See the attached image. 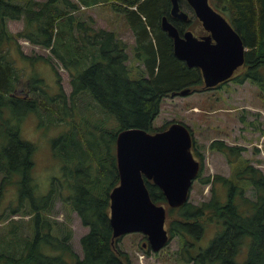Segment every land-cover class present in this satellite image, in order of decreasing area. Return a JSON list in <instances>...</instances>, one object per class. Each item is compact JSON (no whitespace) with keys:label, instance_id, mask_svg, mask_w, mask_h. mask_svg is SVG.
Returning <instances> with one entry per match:
<instances>
[{"label":"trees","instance_id":"trees-1","mask_svg":"<svg viewBox=\"0 0 264 264\" xmlns=\"http://www.w3.org/2000/svg\"><path fill=\"white\" fill-rule=\"evenodd\" d=\"M210 1L247 48L244 65L231 79L240 84L250 81L264 93V0ZM106 3L129 20L137 65H131L124 39L114 30L98 27L93 15L82 13L83 6ZM171 4V0H0V203L10 190L9 199L15 197L0 209V264H132L118 245L121 237L114 241L110 224V193L119 184L118 133L132 127L150 130L167 95L204 84L200 68L189 67L175 56L173 40L162 29L163 15L174 20ZM10 20H23L22 30L11 31ZM22 38L49 49L50 55L25 53ZM55 61L70 76V95ZM41 64L54 72L55 92ZM80 98L91 99L82 120L72 115ZM92 100L100 114L93 111ZM29 114L37 117L39 126L68 124L51 143L62 175L53 177L46 194L38 193L34 175L38 146L22 134ZM193 142V153L201 160L197 179L221 184L227 195L221 201L213 191L207 202L196 205L189 200L168 208L166 228L181 245L178 261L264 264L263 170L241 158L243 147L214 139L210 148L227 157L232 174L202 176L204 153L197 139ZM146 184L156 203L168 204L157 185L147 179ZM59 198L89 228L80 240L83 258L70 244V220L51 218ZM14 215L30 217L15 219ZM213 223L217 229L204 247L203 238ZM246 253L245 259L240 258Z\"/></svg>","mask_w":264,"mask_h":264},{"label":"rangeland","instance_id":"rangeland-1","mask_svg":"<svg viewBox=\"0 0 264 264\" xmlns=\"http://www.w3.org/2000/svg\"><path fill=\"white\" fill-rule=\"evenodd\" d=\"M184 1V10L191 15L193 28L195 29L194 32L206 33L194 9L187 0ZM210 3L216 10L222 13L220 8L216 7L215 2L210 1ZM81 10L82 13L93 15L98 27L114 30L124 39L128 43L131 65H137L133 56V48L136 43L135 35L125 14L116 12L108 3L92 7L83 6ZM23 26V20L9 21V28L15 33L22 30ZM188 29L193 30L189 25ZM20 42L25 53L29 55L36 53L50 55L49 49L34 45L26 39L22 38ZM55 62L62 76L64 89L70 95L72 92L70 76L57 61ZM129 63L130 59L128 60ZM37 67L39 69V65ZM40 69L44 71L42 73L45 75V80L49 84L50 90L55 92L58 89V83L54 72L48 65H42ZM231 78L213 88L204 89V84L196 86L194 87V93L189 95H167L161 103L159 115L153 121L152 128L149 130L151 133L161 131L163 128H167L177 121L188 125L193 132V138L197 139L198 145H200L204 153L202 176L221 174L230 177L232 174V168L227 157L223 153L210 148V143L214 139H221L229 145L243 147L244 150L242 151L241 158L249 160L264 172L262 167L264 164V154L257 147L258 144L262 143L264 149V93L258 85L250 81L240 84ZM87 95L91 98L89 94ZM90 102L91 99L80 98L72 115L80 120L87 117L86 113ZM92 105L93 111L96 114H100L99 109L94 106L93 100ZM35 117L29 114L25 118L22 125V134L25 139L36 143L38 146L35 155L36 168L34 175L36 183H39L38 193L46 194L49 192L53 177L58 176L60 173L62 175L60 162L51 153V143L60 131L62 132L65 128H68V124L67 122H61V125L56 128L43 127L39 126L37 117L36 119ZM195 158L201 161L199 156H195ZM63 191L67 194L64 187ZM213 191L215 195L219 196L221 201L226 199L227 193L221 184L217 183L214 186L212 182L205 184L198 178L194 181L189 200L196 205L201 204V202H207L212 199ZM12 192V190L8 191L2 199L0 203L1 210L8 203L15 200L14 196V198L9 199L13 195ZM164 205L167 209L170 208L168 204ZM29 217L14 215L13 218L29 220ZM171 217L172 219L176 218L177 214L175 213ZM51 218L62 222L67 219L70 220V226L73 228L70 244L79 258H83L84 252L80 240L89 231V228L82 224L79 215L59 198L51 214ZM2 224L0 223V225ZM215 229L217 228L214 223L209 225V229L202 241L204 247L209 245ZM145 242H147V237L143 233H129L121 236L118 245L129 254L132 264H184L177 259V252L180 251L181 247L177 237L171 238L168 245L162 250L158 252L151 251L150 254L147 252L150 249L149 246L143 248ZM244 250L247 251V246L244 247ZM242 254L240 258L245 259L247 253L245 255ZM66 256L70 260V255L66 253Z\"/></svg>","mask_w":264,"mask_h":264},{"label":"water","instance_id":"water-1","mask_svg":"<svg viewBox=\"0 0 264 264\" xmlns=\"http://www.w3.org/2000/svg\"><path fill=\"white\" fill-rule=\"evenodd\" d=\"M207 35L198 37L192 30L183 34L164 16L162 29L173 40L174 54L189 67L202 72L205 88L230 79L245 63L246 46L231 22L216 10L210 0H187ZM171 15L183 20L189 14L181 10L179 0H171ZM185 88L177 95H189ZM193 135L183 122L151 133L132 127L120 131L116 140L119 184L110 193V224L113 239L129 233H143L144 247L152 252L165 248L171 238L166 228L167 207L151 197L146 179L164 193L168 205L178 208L190 199L201 162L193 153Z\"/></svg>","mask_w":264,"mask_h":264},{"label":"flooded vegetation","instance_id":"flooded-vegetation-1","mask_svg":"<svg viewBox=\"0 0 264 264\" xmlns=\"http://www.w3.org/2000/svg\"><path fill=\"white\" fill-rule=\"evenodd\" d=\"M180 1V6H181V10H184V3H185V1L184 0H179ZM171 8H172V4H171ZM185 11V10H184ZM186 12V11H185ZM189 14V13H188ZM164 16H167V15H163L162 16V19H163V17ZM172 16V15H171ZM168 17V16H167ZM172 18L175 20V22H176V24H178L177 26H179L178 28L180 29V32L183 34V32H185L186 30H191V29H188V25H189V27L190 28H192L193 30V32L195 31V29L193 28V24H192V18H191V15H189V18H187L186 20H183V19H181V18H179V17H174V16H172ZM162 19H161V21H162ZM168 19L170 20V21H173L174 22V20H172V19H170V17H168ZM181 28H182V30H181ZM194 34L196 35V36H198V37H201V36H203V35H207L208 34V32H206V33H195L194 32ZM204 87V89H208V88H205V86H203ZM191 88V93H194V87H190ZM180 92V91H179ZM179 92H175V93H172V95H177ZM190 93V94H191ZM168 128V127H167ZM189 129H190V131H191V133H192V135H193V132H192V130H191V128L189 127ZM149 131V130H148ZM193 149V148H192Z\"/></svg>","mask_w":264,"mask_h":264},{"label":"built area","instance_id":"built-area-1","mask_svg":"<svg viewBox=\"0 0 264 264\" xmlns=\"http://www.w3.org/2000/svg\"><path fill=\"white\" fill-rule=\"evenodd\" d=\"M257 147L261 150L262 154H264V149H263V144L260 143L257 145ZM263 169H264V164L262 165Z\"/></svg>","mask_w":264,"mask_h":264}]
</instances>
